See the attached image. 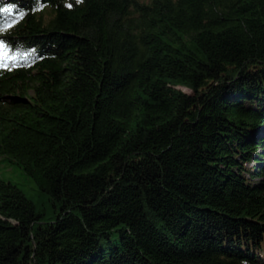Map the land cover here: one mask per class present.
I'll return each instance as SVG.
<instances>
[{
	"label": "trees",
	"instance_id": "trees-1",
	"mask_svg": "<svg viewBox=\"0 0 264 264\" xmlns=\"http://www.w3.org/2000/svg\"><path fill=\"white\" fill-rule=\"evenodd\" d=\"M6 4L0 264H264V0Z\"/></svg>",
	"mask_w": 264,
	"mask_h": 264
},
{
	"label": "rangeland",
	"instance_id": "rangeland-1",
	"mask_svg": "<svg viewBox=\"0 0 264 264\" xmlns=\"http://www.w3.org/2000/svg\"><path fill=\"white\" fill-rule=\"evenodd\" d=\"M184 89L190 91L187 88ZM0 177L15 182L26 193L28 197L34 199L35 201H38V199H40L36 184L17 165H6L3 161L0 160Z\"/></svg>",
	"mask_w": 264,
	"mask_h": 264
},
{
	"label": "snow or ice",
	"instance_id": "snow-or-ice-1",
	"mask_svg": "<svg viewBox=\"0 0 264 264\" xmlns=\"http://www.w3.org/2000/svg\"><path fill=\"white\" fill-rule=\"evenodd\" d=\"M13 8H14V5L6 4L4 5L3 9H0V10L9 11V10H12ZM17 15L18 16L23 15V12L22 11L18 12ZM8 27H10V25L6 21L2 26H0V30L7 29ZM8 48H9V45L6 43V41L3 39H0V51H3L4 49H8ZM0 66L8 67V65L4 64L2 60H0Z\"/></svg>",
	"mask_w": 264,
	"mask_h": 264
}]
</instances>
